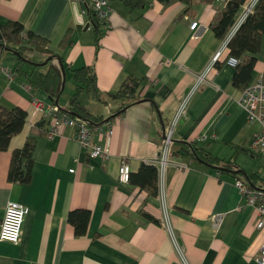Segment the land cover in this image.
Returning a JSON list of instances; mask_svg holds the SVG:
<instances>
[{
    "label": "crops",
    "instance_id": "0c3cea01",
    "mask_svg": "<svg viewBox=\"0 0 264 264\" xmlns=\"http://www.w3.org/2000/svg\"><path fill=\"white\" fill-rule=\"evenodd\" d=\"M224 3L193 0L185 11L181 0H144L143 7L135 9L122 0H107V28L95 49V26H82L89 19L101 21L86 8L87 0H0V23L20 22L24 30L47 41L45 50L58 54L48 62L60 76L57 104H64L72 91L73 68L92 65L96 85L103 92H115L129 76L138 78L131 96L107 97L105 102L85 92L78 96L90 112L103 118L126 105L109 120L110 154L102 159L87 155L70 126L48 137L47 123L39 111L32 112L30 100L32 94L44 108L51 103L49 97L41 90L30 92L22 79H9L0 72V105H15L26 112L21 129L0 150V219L7 200L28 207L19 240H0V264H182L161 222L157 194H148L131 181L119 182L117 166L125 159L129 173H134L142 162L152 164L181 96L221 44L223 38L214 36L211 23ZM74 6L81 24L75 21ZM193 20L196 24L190 29ZM66 28H71L72 41L58 47ZM31 50L37 53V58L28 55L32 59L47 56ZM227 51L226 46L221 60ZM10 63L5 59L0 65ZM234 67L221 61L208 72L207 81L191 95L169 143L162 190L187 264H257L254 257L264 240V226H255L256 212L243 204L234 177L186 152L187 142H192L217 157L232 159L249 173L238 158L255 154L247 148L254 125L247 123L236 102L240 87L232 83ZM258 77L264 78V30L248 81ZM83 93L88 102L81 100ZM146 97L155 106L142 99ZM27 137L33 140L28 178L12 181L7 178L11 150ZM92 139L101 141V136ZM254 171L258 177L264 175ZM81 208L89 210V218L85 232L76 235L66 215ZM211 214L221 216L216 228L210 223Z\"/></svg>",
    "mask_w": 264,
    "mask_h": 264
},
{
    "label": "trees",
    "instance_id": "16d2710c",
    "mask_svg": "<svg viewBox=\"0 0 264 264\" xmlns=\"http://www.w3.org/2000/svg\"><path fill=\"white\" fill-rule=\"evenodd\" d=\"M181 1L187 6L185 11H188L193 0ZM224 1L225 3L220 9L218 17L211 23L212 32L217 38H224L229 33L235 22L236 12L244 2V0ZM122 2L129 9L141 8L144 5V0H122ZM104 25L105 22L102 21L95 24V49L98 45L97 40L100 33L107 28ZM263 30L264 0H257L252 11L239 23L226 43L228 48L226 56L231 55L238 59V62L234 64L232 83L240 88L249 79V71L254 62L255 54L259 51ZM70 34L71 28H66L57 43L58 47H64L66 44L71 43ZM46 43L47 41L44 38L33 34L31 31L24 30L21 23L16 20H6L0 23V64L5 59L11 61L8 67L11 71L12 78L22 79L32 89L43 91L51 102L57 104V96L61 91L60 76L57 70L48 62L52 57H58V54L45 50L44 46ZM26 48L44 51L47 56L41 61L32 59L26 53ZM224 60L225 58L221 61L223 62ZM221 61H217L216 65L218 66ZM40 65H46V68L40 69ZM70 76L73 84L72 91L69 93L66 102L62 105L57 104V106L65 114L83 120L88 124H97L110 120L112 116L122 112L126 105L119 107L111 115L103 118L99 114L90 112L79 102L78 96L81 92H85L93 100L105 102L107 97L131 96L138 83L137 77L129 76L120 84V87L115 92H103L96 85V77L92 65L73 68L70 70ZM142 99L148 100L155 106L150 98L146 97ZM25 116L26 112L21 107L15 105L5 107L0 105V150L5 149L10 137L21 129ZM43 119L42 121L47 120L44 117ZM32 141L30 137H27L20 147L11 150L7 171V178L10 180H27L31 165L30 152L33 144ZM187 144L186 152L200 162L214 168L218 172L234 177V180L239 179L249 186L264 188V175L258 177L257 171L247 173L238 167L230 158L224 159L217 157L202 146L192 142H187ZM257 177L259 178V182L255 184L254 178ZM128 181L137 184L146 190L148 194L156 195L157 193V174L154 164L142 162L136 172L129 173ZM144 216L153 221H157L150 214L144 213ZM66 218L72 224L74 234H83L88 222L89 210L81 208L69 211L67 212Z\"/></svg>",
    "mask_w": 264,
    "mask_h": 264
},
{
    "label": "built area",
    "instance_id": "2783aa9c",
    "mask_svg": "<svg viewBox=\"0 0 264 264\" xmlns=\"http://www.w3.org/2000/svg\"><path fill=\"white\" fill-rule=\"evenodd\" d=\"M257 0H244L242 3V11L235 20L229 33L222 39L221 44L213 51L208 62L202 70L196 72L193 76L191 84L181 96L177 108L171 116L168 124L163 130L161 136V144L158 147L157 153L152 159V164L156 167L157 174V196L161 206V222L165 227L169 239L172 243L173 250L178 256L182 264H187L184 254V249L178 238L175 236L170 218L169 208L165 202L162 180L166 164L169 156V143L172 138V132L178 120L184 116L188 101L193 92L204 82L207 81V74L216 67V62L223 58L222 53L226 48V43L233 31L250 13ZM94 18L105 22L109 11L107 0H87ZM196 21L189 23L188 27L193 29ZM225 62L234 65L238 59L227 55ZM0 72L7 78L11 79L12 74L9 67L0 65ZM23 87L30 92L33 90L29 84L24 83ZM31 103L33 105L32 112L39 111L46 118V135L51 137L60 133L63 126L73 128V136L81 145L89 157H99L105 159L109 156V143L113 129L109 120L99 122L97 124H88L83 120L71 117L60 111L56 103H49L47 107H42L41 102L31 94ZM245 112L247 123L254 125L251 132L247 148L250 152L258 153L264 162V78L258 77L248 81L240 88L239 96L236 101ZM100 135L101 141L93 140L92 136ZM71 171L72 168H69ZM129 164L125 159H120L117 166L116 177L119 182L126 183L129 180ZM237 191L239 192L243 204L250 206L256 212L255 226L257 228L264 226V188L252 187L239 179L233 181ZM28 207L14 200H7L2 217L0 219V240L16 243L20 237L21 224L24 215L27 213ZM220 214H211L209 217L211 225L216 228L220 222ZM257 264H264V240L259 245L258 254L254 257Z\"/></svg>",
    "mask_w": 264,
    "mask_h": 264
},
{
    "label": "rangeland",
    "instance_id": "374dc122",
    "mask_svg": "<svg viewBox=\"0 0 264 264\" xmlns=\"http://www.w3.org/2000/svg\"><path fill=\"white\" fill-rule=\"evenodd\" d=\"M241 7L236 12L235 20L238 18L239 14L242 11ZM25 51L31 57L37 58V53L32 51L31 48H26ZM85 95H86L85 93H83V95H81V100L82 101H87L88 100V99L83 97ZM238 163L248 172L254 171V170H260L261 172H264V162L261 160V158L258 155V153H255L253 155L240 154V156L238 158Z\"/></svg>",
    "mask_w": 264,
    "mask_h": 264
},
{
    "label": "water",
    "instance_id": "95a60500",
    "mask_svg": "<svg viewBox=\"0 0 264 264\" xmlns=\"http://www.w3.org/2000/svg\"><path fill=\"white\" fill-rule=\"evenodd\" d=\"M86 8L89 9L90 6L86 5ZM73 10H74L75 21L77 23L81 24L82 23V18L80 16V14L77 13V10H76L75 6L73 7ZM89 24H91L92 26H95L96 23L93 20L89 19L88 21L84 22L82 28H86Z\"/></svg>",
    "mask_w": 264,
    "mask_h": 264
}]
</instances>
